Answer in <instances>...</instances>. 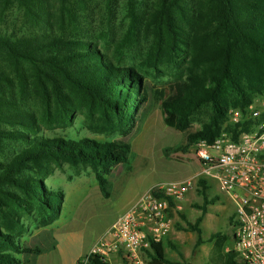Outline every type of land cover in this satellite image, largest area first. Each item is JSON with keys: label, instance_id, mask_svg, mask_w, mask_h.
<instances>
[{"label": "trees", "instance_id": "16d2710c", "mask_svg": "<svg viewBox=\"0 0 264 264\" xmlns=\"http://www.w3.org/2000/svg\"><path fill=\"white\" fill-rule=\"evenodd\" d=\"M115 8L126 26L124 39L148 31L153 44L165 40L179 52L204 48L200 53L209 69L201 85L174 84L159 107L164 125L183 129L187 113L202 102L209 103L210 121L188 133L187 143L213 139L229 107L243 111L254 96L264 92V0H0V122L10 124L6 119L10 101L3 88L12 76L23 86L24 74L30 71L41 93L51 92L62 101L67 97L61 86L69 87L95 102L127 135L134 126L132 116L145 99L142 75L132 64L123 63L127 50L122 42L114 58L92 35L96 15L109 19ZM13 10L18 16L9 19L7 13ZM244 128L242 122L240 129ZM2 138L25 139L26 135L1 128ZM181 148L175 145L165 151ZM129 152V144L117 139L33 138L9 161H0V208H23L32 201L50 219L59 210L62 192L45 184L41 176L51 171L50 164L62 160L92 167L101 197L108 198L105 175L112 165L126 163ZM196 186L203 210L212 199L206 198L205 180L197 179ZM198 221L186 222V229L196 233L195 244L201 242ZM209 238L213 244L208 263L244 264L233 251H223L225 235L214 232ZM150 248L148 264H172L164 257L161 242ZM39 252L38 247L20 245L11 228L0 226V264H22L14 254L28 257L24 262L33 264ZM84 257L85 264H106L96 254Z\"/></svg>", "mask_w": 264, "mask_h": 264}, {"label": "rangeland", "instance_id": "374dc122", "mask_svg": "<svg viewBox=\"0 0 264 264\" xmlns=\"http://www.w3.org/2000/svg\"><path fill=\"white\" fill-rule=\"evenodd\" d=\"M7 14H11L9 19L18 16L14 10ZM99 16L101 19L96 15L98 21L92 22L96 28L92 33L96 42L101 47L105 46L106 53L114 58L117 57L115 52L120 49L118 44L122 42L127 50L123 63L132 64L142 75L145 99L135 110L132 116L135 119L134 126L127 135L121 134L122 127L117 126L95 102L69 87L61 86L67 97L62 101H57L51 92L41 93L39 87L32 83L30 71L24 74L23 86L12 76V82L3 88L5 97L10 101L6 118L10 124L0 122V129L13 131L14 134L19 131L26 138L0 139V161H9L33 138L38 137L117 139L130 146L127 162L112 165L105 175L108 198L101 197L92 167L86 163L62 160L50 164L51 171L41 176L45 184L62 192L59 210L50 219L48 212L32 201L26 202L23 208L16 205H12L13 208H0V226L11 228L20 245H35L40 251H48L53 246L60 256L68 233L49 235L52 228L69 224L77 232H82L85 241H92L152 183L181 179H190L193 183V175L199 166L194 157L193 142L187 143L185 137L199 130L211 118L209 103L202 102L187 113L186 126L177 129L163 124L159 108L172 92L174 84L183 82L192 85L195 82L201 85L209 69V64L200 53L204 51L202 46L194 50L187 47L185 52H179L174 46H168L165 40L160 45L153 44L148 31L146 34L139 31L124 39L122 34L126 26L124 21H120L118 8H115L109 19ZM180 46L183 47L182 44ZM227 118L226 110L218 124L219 132L232 128ZM126 121L129 122V119ZM175 145L182 148L173 152L165 151V148ZM207 192L218 194L226 210L209 212L204 218L205 226L226 230V244L230 245L233 227L228 218L233 212L232 204L214 184L210 185ZM188 215L193 216L194 213L191 215L188 212ZM48 235L49 239L46 238ZM14 256L22 264H29L24 262L28 257L22 254Z\"/></svg>", "mask_w": 264, "mask_h": 264}, {"label": "built area", "instance_id": "2783aa9c", "mask_svg": "<svg viewBox=\"0 0 264 264\" xmlns=\"http://www.w3.org/2000/svg\"><path fill=\"white\" fill-rule=\"evenodd\" d=\"M227 116L231 129L209 141L193 142L199 166L193 183L181 179L149 185L115 217L87 254L101 256L106 264H148L150 245L163 240L185 193L192 187L196 190V180L203 179L213 181L233 207L232 242L226 251H233L244 264H264V92L243 111L228 108ZM85 262L81 257L80 264Z\"/></svg>", "mask_w": 264, "mask_h": 264}, {"label": "crops", "instance_id": "0c3cea01", "mask_svg": "<svg viewBox=\"0 0 264 264\" xmlns=\"http://www.w3.org/2000/svg\"><path fill=\"white\" fill-rule=\"evenodd\" d=\"M206 184V198L212 199V201L205 204L202 210V196L195 188L192 187L189 189L179 203L180 210L173 216L171 228L161 241L164 257L172 264L180 263L183 260L191 264H210L208 263V256L212 249L213 239H210L209 235L214 232H220L225 235L223 251H226V247L228 246L226 244V230L222 231L214 229L213 227L207 228L204 223V218L208 216L209 212H224L226 210V205L222 204L218 194H210L207 192L210 185L214 184L216 186V184L213 181H209ZM219 192L221 193L220 190ZM188 212L191 215L194 213V215L190 216ZM196 218H199L198 227L200 228L201 237V242L198 244H195L196 233L186 229V222L193 223ZM51 233L55 235L58 233H68L62 244V246H64L62 247V255L60 256L57 248L51 246V249L48 251L41 250L35 256L33 264H80V258L87 254L88 249L99 237L98 235L92 241H85L82 232H77L69 224H63L54 229L52 228V230H49V235ZM49 235L46 237L47 239H49ZM84 241L85 245L82 246V242ZM32 247L37 246L33 245Z\"/></svg>", "mask_w": 264, "mask_h": 264}]
</instances>
